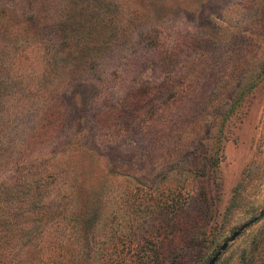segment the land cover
<instances>
[{"label": "rangeland", "instance_id": "obj_1", "mask_svg": "<svg viewBox=\"0 0 264 264\" xmlns=\"http://www.w3.org/2000/svg\"><path fill=\"white\" fill-rule=\"evenodd\" d=\"M107 1L8 55L0 264H264V0Z\"/></svg>", "mask_w": 264, "mask_h": 264}, {"label": "trees", "instance_id": "obj_2", "mask_svg": "<svg viewBox=\"0 0 264 264\" xmlns=\"http://www.w3.org/2000/svg\"><path fill=\"white\" fill-rule=\"evenodd\" d=\"M69 1L71 0H0V104L4 105L3 97L8 91L11 94L19 91L15 88V84L20 81L15 68L17 61L10 63V51L31 39L43 48L51 44L49 54L53 56V51L64 44L67 34L75 30L72 20L80 11L88 14L90 19L86 25L92 28L95 24L93 16L98 14V9H109L107 0H93L95 5L89 11L88 0H74L73 2L82 5L78 7L72 6ZM48 15H51V19L47 24ZM102 17L103 23L110 20L108 15L104 14ZM48 28L49 32L45 33ZM31 33L35 37H31ZM71 70V67L67 68V72Z\"/></svg>", "mask_w": 264, "mask_h": 264}, {"label": "water", "instance_id": "obj_3", "mask_svg": "<svg viewBox=\"0 0 264 264\" xmlns=\"http://www.w3.org/2000/svg\"><path fill=\"white\" fill-rule=\"evenodd\" d=\"M250 220L241 223L237 228L233 229L231 233L219 244V247L215 250V252L209 257V259L205 262V264H213L217 259L220 251L226 246L228 240H231L234 236H236L242 228H244Z\"/></svg>", "mask_w": 264, "mask_h": 264}]
</instances>
